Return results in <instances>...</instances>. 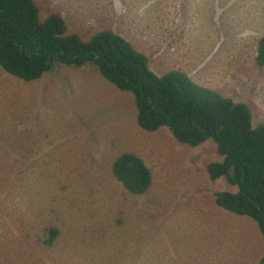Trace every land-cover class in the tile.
Wrapping results in <instances>:
<instances>
[{
  "label": "rangeland",
  "instance_id": "rangeland-1",
  "mask_svg": "<svg viewBox=\"0 0 264 264\" xmlns=\"http://www.w3.org/2000/svg\"><path fill=\"white\" fill-rule=\"evenodd\" d=\"M69 31L125 36L158 74L181 69L264 122V0H36ZM134 152L151 168L143 194L125 189L112 165ZM212 140L182 144L167 127L137 122L132 93L94 66L59 65L26 82L0 67V264H257L256 221L220 207L211 179L221 160ZM57 226L53 246L44 230Z\"/></svg>",
  "mask_w": 264,
  "mask_h": 264
},
{
  "label": "trees",
  "instance_id": "trees-1",
  "mask_svg": "<svg viewBox=\"0 0 264 264\" xmlns=\"http://www.w3.org/2000/svg\"><path fill=\"white\" fill-rule=\"evenodd\" d=\"M264 66V35L256 55ZM94 66L118 89L133 94L137 122L147 131L167 127L182 144L197 147L208 140L221 160L208 163L211 179L225 177L237 191H217L216 203L254 219L264 236V122L255 124L245 101L194 81L181 69L158 74L147 56L125 36L102 29L90 38L70 32L60 14L42 18L36 0H0V67L31 82L59 65ZM114 176L134 194L146 193L152 170L134 152H122L112 165ZM43 243L53 246L57 226L44 230ZM257 264H264V255Z\"/></svg>",
  "mask_w": 264,
  "mask_h": 264
}]
</instances>
